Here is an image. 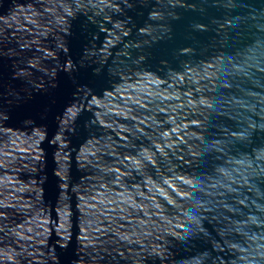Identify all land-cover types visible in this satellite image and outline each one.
I'll list each match as a JSON object with an SVG mask.
<instances>
[{
	"label": "water",
	"instance_id": "95a60500",
	"mask_svg": "<svg viewBox=\"0 0 264 264\" xmlns=\"http://www.w3.org/2000/svg\"><path fill=\"white\" fill-rule=\"evenodd\" d=\"M0 264H264V0H0Z\"/></svg>",
	"mask_w": 264,
	"mask_h": 264
}]
</instances>
